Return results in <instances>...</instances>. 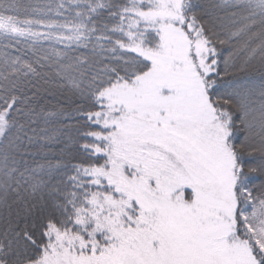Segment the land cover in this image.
<instances>
[{
  "label": "snow or ice",
  "instance_id": "obj_1",
  "mask_svg": "<svg viewBox=\"0 0 264 264\" xmlns=\"http://www.w3.org/2000/svg\"><path fill=\"white\" fill-rule=\"evenodd\" d=\"M0 264H264V0H0Z\"/></svg>",
  "mask_w": 264,
  "mask_h": 264
}]
</instances>
